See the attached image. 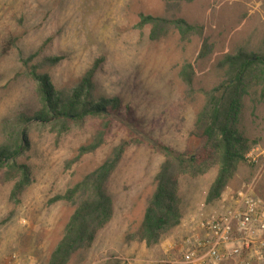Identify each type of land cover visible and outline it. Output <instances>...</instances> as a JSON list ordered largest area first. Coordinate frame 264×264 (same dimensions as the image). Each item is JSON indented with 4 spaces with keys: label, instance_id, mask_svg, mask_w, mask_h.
<instances>
[{
    "label": "rangeland",
    "instance_id": "374dc122",
    "mask_svg": "<svg viewBox=\"0 0 264 264\" xmlns=\"http://www.w3.org/2000/svg\"><path fill=\"white\" fill-rule=\"evenodd\" d=\"M140 15L179 18L201 28L209 51L201 56L202 38L182 40L172 28L149 41V27L137 26ZM238 50L264 55V0H0V146L22 132L26 147L15 161L30 170L29 184L15 196L18 178L0 170V264H46L73 211L52 199L119 148L106 185L112 217L67 264H137L146 258L150 246L136 234L164 156L143 138L193 156L205 94L225 79L218 64ZM30 55L35 58L29 65L63 58L39 71L66 93L95 68L92 98L118 99L120 110L130 111L127 124L87 117L59 135L49 125L16 123L22 113L39 107L22 63ZM186 64L194 70L190 86L180 77ZM236 128L250 148L234 164L217 201L206 203L218 171L214 159L177 174L175 197L188 224L230 209L240 191L264 204V97L257 71L241 98ZM101 136L95 151L78 156L80 147ZM174 229L161 231L159 241Z\"/></svg>",
    "mask_w": 264,
    "mask_h": 264
},
{
    "label": "trees",
    "instance_id": "16d2710c",
    "mask_svg": "<svg viewBox=\"0 0 264 264\" xmlns=\"http://www.w3.org/2000/svg\"><path fill=\"white\" fill-rule=\"evenodd\" d=\"M137 26L149 27L148 40L151 42L165 36L168 28L175 30L182 40L198 35L202 38L201 56H205L209 51L207 40L202 37L201 28L190 25L183 19L140 15ZM13 45L12 41L1 53L5 55L8 47ZM34 58L35 55H30L22 63L27 76L35 84L39 107L32 114L22 113L16 123L49 125L60 135L68 131L71 124H79L87 117H102L108 121L113 119L123 124L128 121L130 111L128 108L120 110L118 99L92 98V92L95 91L92 81L95 68L88 71L77 86L66 93L56 90L48 74L39 71L42 65L55 66L63 58L61 56L45 58L40 63L29 65ZM218 65L223 69L225 79L205 94V105L195 122V135L199 146L193 156L187 158L186 155L176 153L160 143L143 138L164 156V161L154 178L155 188L145 205L136 234L139 241L144 242L146 246L157 244L161 231L168 227H176L180 223L181 214L175 197L177 174L185 171L186 166L191 167L214 159L218 164V171L206 195V203H212L220 198L234 164L243 160L244 153L250 148L239 136L236 124L241 98L249 86L254 71L258 72L264 97V55L248 54L238 50L235 55L225 56ZM193 72L191 64L183 66L180 72V77L187 86L191 85ZM128 125L129 128L135 129L134 125ZM25 142L21 132L16 133L9 143L0 146V170L6 169L9 175L18 178L14 183L12 196L20 193L30 181L29 167L15 161L26 147ZM101 142L102 136L95 142L80 147L78 156L95 151ZM121 152L122 148L115 150L112 157L106 159L92 172L82 175L62 195L52 199V202L64 201L70 204L73 211L64 226L62 238L51 252L46 264H67L78 250L90 245L97 233L108 224L113 207L106 185Z\"/></svg>",
    "mask_w": 264,
    "mask_h": 264
},
{
    "label": "built area",
    "instance_id": "2783aa9c",
    "mask_svg": "<svg viewBox=\"0 0 264 264\" xmlns=\"http://www.w3.org/2000/svg\"><path fill=\"white\" fill-rule=\"evenodd\" d=\"M196 226L199 234L185 237L179 259L157 264H264V204L248 191Z\"/></svg>",
    "mask_w": 264,
    "mask_h": 264
},
{
    "label": "crops",
    "instance_id": "0c3cea01",
    "mask_svg": "<svg viewBox=\"0 0 264 264\" xmlns=\"http://www.w3.org/2000/svg\"><path fill=\"white\" fill-rule=\"evenodd\" d=\"M185 217L186 215L184 214L183 216L182 214L180 223L175 227V229L163 237L157 244L152 247L150 246V250L148 251L149 253L146 258L136 259L137 264H157L158 261L175 260L174 255L182 249V241L185 237L192 234L194 231L196 232V235L199 234V230L196 226L198 219L194 218L191 220V224H188V222L184 220ZM178 233L180 235H178Z\"/></svg>",
    "mask_w": 264,
    "mask_h": 264
}]
</instances>
